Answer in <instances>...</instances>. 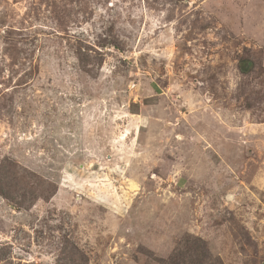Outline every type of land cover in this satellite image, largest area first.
Wrapping results in <instances>:
<instances>
[{"label": "rangeland", "instance_id": "obj_1", "mask_svg": "<svg viewBox=\"0 0 264 264\" xmlns=\"http://www.w3.org/2000/svg\"><path fill=\"white\" fill-rule=\"evenodd\" d=\"M185 234L264 264V0H0V264Z\"/></svg>", "mask_w": 264, "mask_h": 264}, {"label": "trees", "instance_id": "obj_2", "mask_svg": "<svg viewBox=\"0 0 264 264\" xmlns=\"http://www.w3.org/2000/svg\"><path fill=\"white\" fill-rule=\"evenodd\" d=\"M159 260L161 264H222L219 256L210 252L205 241L193 234H185L170 254Z\"/></svg>", "mask_w": 264, "mask_h": 264}, {"label": "water", "instance_id": "obj_3", "mask_svg": "<svg viewBox=\"0 0 264 264\" xmlns=\"http://www.w3.org/2000/svg\"><path fill=\"white\" fill-rule=\"evenodd\" d=\"M228 196H230V195H228ZM228 196H227V197H228ZM228 198H230V197H228Z\"/></svg>", "mask_w": 264, "mask_h": 264}]
</instances>
